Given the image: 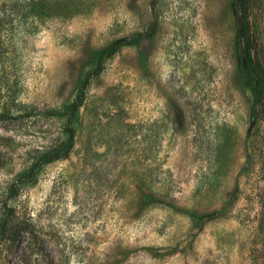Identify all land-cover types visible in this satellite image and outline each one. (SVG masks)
<instances>
[{"label": "rangeland", "instance_id": "1", "mask_svg": "<svg viewBox=\"0 0 264 264\" xmlns=\"http://www.w3.org/2000/svg\"><path fill=\"white\" fill-rule=\"evenodd\" d=\"M236 1L0 0V77L27 105L0 122V218L31 223L0 238V264H263L264 125L248 135ZM248 6L264 89V0ZM81 94L70 154L10 197L61 138L45 112Z\"/></svg>", "mask_w": 264, "mask_h": 264}, {"label": "trees", "instance_id": "2", "mask_svg": "<svg viewBox=\"0 0 264 264\" xmlns=\"http://www.w3.org/2000/svg\"><path fill=\"white\" fill-rule=\"evenodd\" d=\"M235 6L239 19L237 40L240 48L239 61L241 71L246 81V85L251 88L255 98L253 111L256 121L248 129L247 133L250 136V133L260 121H262L264 125V89L260 77V66L253 56L251 29L248 21V0H237ZM132 42V40L128 39L118 40L104 52V55L112 56L122 46L132 44ZM0 78V92L3 91L4 94L3 107L0 112V122L6 130H9L10 128H15L18 121L23 118L26 113L24 112V109H27V105L17 101L20 91L11 88L8 80L4 78L3 75ZM82 103L83 95L81 94V96L77 97L74 103L69 105L66 109H54L45 112V115H48L49 117L62 120L61 138L49 149L42 152V154L36 158V161L26 171L20 173L18 178L11 183L7 188L10 197H16L18 190L35 178L39 168L67 158L74 145L77 132V120ZM1 214L0 238L9 243L8 247H13L12 245L19 241L21 234L31 233V223L29 221L18 220L16 209L14 207L4 205V207H1Z\"/></svg>", "mask_w": 264, "mask_h": 264}]
</instances>
